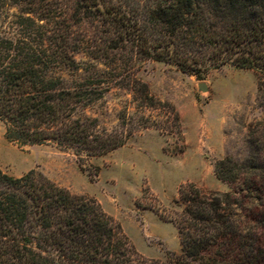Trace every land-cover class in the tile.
I'll return each instance as SVG.
<instances>
[{
    "label": "trees",
    "instance_id": "trees-1",
    "mask_svg": "<svg viewBox=\"0 0 264 264\" xmlns=\"http://www.w3.org/2000/svg\"><path fill=\"white\" fill-rule=\"evenodd\" d=\"M11 5L19 13L0 31V122L18 147L52 145L91 158L123 146L138 115L120 111L109 129L86 109L109 85L129 90L137 110L160 105L134 73L148 59L198 78L226 64L253 70L264 108V0H0ZM80 69L87 73L80 82L62 75ZM165 106L180 153L181 118ZM140 119L141 127L166 130ZM248 133L244 159L214 164L230 190L179 186L174 215L160 217L176 225L181 248L161 259L139 253L93 197L35 170L16 177L0 167V264H264V117Z\"/></svg>",
    "mask_w": 264,
    "mask_h": 264
},
{
    "label": "rangeland",
    "instance_id": "rangeland-1",
    "mask_svg": "<svg viewBox=\"0 0 264 264\" xmlns=\"http://www.w3.org/2000/svg\"><path fill=\"white\" fill-rule=\"evenodd\" d=\"M18 13L16 6L0 7V31H10ZM75 58L86 70L88 59L81 53ZM134 73L160 105L143 109L138 104L137 110L129 90L109 85L103 97L86 109L109 129L118 125L120 111L138 115V130L123 146L91 158L52 145L18 147L5 139L0 122V167L16 177L35 170L74 194L93 197L121 224L139 253L161 259L168 250L181 248L176 225L160 217L174 215L177 208L172 200L179 186L193 182L205 191L230 190L216 177L215 161L226 156L241 161L248 155V127L264 117V108L258 105L253 70L226 64L198 78L170 62L148 59L138 62ZM86 74L83 69L62 72L78 82ZM199 83L207 89L201 90ZM165 103L173 105L181 118L180 153ZM141 116L166 130L141 127Z\"/></svg>",
    "mask_w": 264,
    "mask_h": 264
},
{
    "label": "water",
    "instance_id": "water-1",
    "mask_svg": "<svg viewBox=\"0 0 264 264\" xmlns=\"http://www.w3.org/2000/svg\"><path fill=\"white\" fill-rule=\"evenodd\" d=\"M199 88L201 89V90H206L207 88H206V85L204 84V83H199Z\"/></svg>",
    "mask_w": 264,
    "mask_h": 264
}]
</instances>
